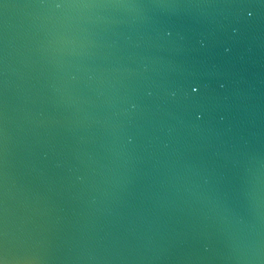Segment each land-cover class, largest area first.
<instances>
[{
    "label": "water",
    "instance_id": "water-1",
    "mask_svg": "<svg viewBox=\"0 0 264 264\" xmlns=\"http://www.w3.org/2000/svg\"><path fill=\"white\" fill-rule=\"evenodd\" d=\"M0 264H264V0H0Z\"/></svg>",
    "mask_w": 264,
    "mask_h": 264
}]
</instances>
